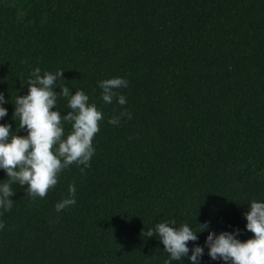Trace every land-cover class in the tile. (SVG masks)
Listing matches in <instances>:
<instances>
[{
    "label": "trees",
    "instance_id": "1",
    "mask_svg": "<svg viewBox=\"0 0 264 264\" xmlns=\"http://www.w3.org/2000/svg\"><path fill=\"white\" fill-rule=\"evenodd\" d=\"M36 68L64 71L53 91H83L103 119L89 166L61 170L44 198L0 169L14 192L11 210L0 207V264H166L155 228L172 220L198 239L171 264H192L196 246L199 264H226L208 255L209 232L253 238L245 213L264 203V0H0V124L19 136L15 102ZM111 78L128 81L116 90L123 106L102 99L99 82ZM68 99L52 109L62 118ZM62 127L66 138L71 122ZM69 185L76 203L57 212Z\"/></svg>",
    "mask_w": 264,
    "mask_h": 264
},
{
    "label": "clouds",
    "instance_id": "2",
    "mask_svg": "<svg viewBox=\"0 0 264 264\" xmlns=\"http://www.w3.org/2000/svg\"><path fill=\"white\" fill-rule=\"evenodd\" d=\"M64 71L55 74L40 75L36 68L32 75L34 80L28 82V94L17 96L13 115L19 116V129L27 130V136H19L11 132V125L0 124V169H4L8 179L18 181L21 186L27 185V193L31 197L44 198L48 190L57 184V175L61 170L76 163L89 166L94 154L92 145L95 134L99 132V122L103 119L102 113L95 104H89V97L83 91L70 94L67 86L59 84L61 93L53 91L57 80H62ZM128 81L123 78H111L99 82L102 89V99L111 104L113 98L123 106L126 99L116 91L126 88ZM58 96L67 97L68 107L71 109L63 118L56 107ZM7 103L0 93V104ZM7 115V110L0 106V118ZM131 118V113H122ZM62 119L71 122V131L65 137ZM119 116L109 119V123L116 125ZM58 146V147H57ZM84 168H81V172ZM76 188L69 185V197L56 204V211L74 206ZM14 192L8 183L0 184V207L10 211L13 202L9 199ZM246 229L253 234V238L241 242L235 238L237 233L222 232L215 235L209 232L205 244L209 248L208 255L213 259H222L226 264H264V203L252 201L250 211L245 213ZM171 224V226H170ZM176 221L170 223L158 222L155 231L162 241L165 251L171 261H179L189 253L188 242H195L198 237L188 224L174 227ZM206 230L207 223L201 225ZM4 225L0 223V228ZM201 232V231H200ZM148 237L153 231L148 229ZM204 249L196 246L192 249L189 260L192 264H199Z\"/></svg>",
    "mask_w": 264,
    "mask_h": 264
}]
</instances>
